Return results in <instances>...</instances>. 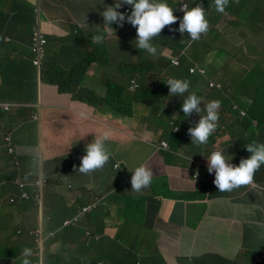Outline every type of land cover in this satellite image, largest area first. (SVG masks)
<instances>
[{
	"label": "crops",
	"instance_id": "1",
	"mask_svg": "<svg viewBox=\"0 0 264 264\" xmlns=\"http://www.w3.org/2000/svg\"><path fill=\"white\" fill-rule=\"evenodd\" d=\"M21 1L16 0L15 5H11L12 1L3 2V11L8 16L3 39L9 27L8 38L17 42L29 41L22 30L32 23L21 13ZM25 1L27 9L31 7L30 1L34 2ZM241 1L244 9L251 4L256 5L251 7L258 13L252 26L247 16L235 15L240 26L248 25L252 30L250 42L255 48L257 43L264 40V30L261 29L264 26V0ZM82 2L83 0H63L68 8H61L49 0H43L40 4L43 32L56 41L65 40L60 50L51 54L54 64L61 65L60 62L68 59V54L75 60L81 58L70 50V46L76 47L80 43L72 35L75 26L83 27V9L89 2ZM114 3L115 1L109 6ZM124 10L125 5H122L117 11L124 13ZM103 11L104 8L96 15V21L104 22L101 15ZM85 23L89 30L94 27L98 30L108 28L103 23L98 26V23L86 18ZM257 23L260 28H253ZM116 26L118 25L115 23L110 25L113 29ZM130 26L125 22L122 27H118L123 29ZM128 30L136 31L135 28ZM241 43L242 46H247L246 41ZM11 47V52L4 49L9 69L3 72L6 74L3 78L10 86L4 95L0 91V105L12 107L10 112L0 109V264H21V253L25 247L32 249L29 257L31 263L40 261L36 257L40 252L39 243L35 244L32 237L27 235L30 231L42 228L35 202H11L20 192L17 183L15 184L17 180L32 181L39 176H44L46 181L45 209L56 219L43 224L44 251L55 252L56 257L52 259L57 264H80L76 261L83 254H88L85 252L88 232L93 234L91 244L109 257V264H255L263 257L264 218L247 213L245 207L236 200V195L215 201L201 196L194 197L189 208L203 201L206 207H202L200 211L189 208L185 211L183 205L172 203L173 200L192 197L193 184L186 182L184 170L177 163L164 161L151 147L131 146L129 142L135 140L134 132L142 123L136 124L134 131L129 130L127 118L106 108L93 93L95 91L102 96L106 92L104 85H110L108 81H119L115 68L93 65L87 73V83L80 78H72L70 85L64 88L52 79L53 84L42 85L40 82L38 92H35L25 81L30 66L24 62L9 63L26 58L24 50L28 47H21L19 43H12ZM132 55L129 54L128 58ZM210 56L216 60L222 57L217 56L215 51H211L207 57ZM95 59L97 63L102 62H99V54ZM163 59L168 58L161 51L160 60ZM136 60L134 58L132 61ZM58 68L59 66H54L53 69ZM3 83L0 78V88ZM60 88L65 89L63 96L58 95ZM84 93L93 94V100L88 99L90 97L84 99ZM56 123L58 124L55 125ZM57 132L62 142L74 147L72 157L59 150ZM105 132L109 134L105 143H114V147H106L115 160L125 161L123 165L127 170L122 166L120 176L112 164L91 174L79 173L86 145L96 138H102ZM8 136L12 137L20 154V168L15 167V158L9 154L5 144ZM195 153L192 147H184L186 157L193 158ZM142 155L143 158H140ZM143 159H146L144 163ZM141 165L153 172L159 169L160 173L153 187L150 185L147 188L148 192L138 204L135 202V192L122 179L128 180L131 171ZM260 177L261 194L254 192L243 201L250 202L252 211L264 217V173ZM157 190L160 194L159 208L152 205ZM101 201L103 204L99 212L91 218L89 229H85L83 234L72 230L73 228L61 229L66 220L74 218L88 204ZM131 214H138L144 220L129 226L123 220L133 217ZM227 218H243L248 225L243 230L224 231L218 224ZM54 233L55 236H51ZM48 264H52L51 259Z\"/></svg>",
	"mask_w": 264,
	"mask_h": 264
},
{
	"label": "clouds",
	"instance_id": "2",
	"mask_svg": "<svg viewBox=\"0 0 264 264\" xmlns=\"http://www.w3.org/2000/svg\"><path fill=\"white\" fill-rule=\"evenodd\" d=\"M182 1L185 2L181 9L184 15L179 22L178 29L181 34L186 32L192 41H198L201 36L206 35L210 29L211 34L214 37L211 51H215L217 56L222 54L223 57H226L233 47L240 50L246 49L247 46H242L241 41H244V38L240 37V34L239 41H236V33H239L238 30L241 26L238 22L237 16L235 17L237 13L234 11L233 6H239L241 9L240 11H242L245 6L242 4L241 0H208L207 4L204 6L197 5L196 7L191 8H189L185 0ZM40 4L41 3L37 2L38 24L35 30L36 33L39 28H41L43 32V21L40 19ZM122 5H125L124 13L117 11ZM173 12L174 9L167 4L166 0H115L113 6H105L104 11L101 13L104 25L108 28H101L98 30L101 34H93L91 39L94 45L103 44L104 40L110 37V34H116V31L110 27L111 24L115 23L122 27L123 24L127 22L131 26L123 27L122 32L120 33L123 38L127 36L132 39L137 38L135 40L136 48L145 51L150 57H156L160 46L154 43V39L160 36L162 30L166 26H170L177 22L178 18ZM82 26L88 30V26L85 23V17ZM133 28L136 29L135 32L128 30ZM170 31L173 30L170 29ZM36 33L34 34L36 35ZM262 51H264V49ZM165 53L169 54L166 56H168L167 58L171 60L173 64L176 65V63H178V61L174 59L179 60V58L174 55L170 48H164L162 54L164 55ZM258 55L260 56L261 54L259 53ZM247 56H249V54ZM211 58L212 56L208 57V60ZM213 59L215 63H213V61L209 62V64L221 68L216 58ZM256 65H258V61H256ZM263 66H261L260 69H262ZM191 72H197L209 82L207 89L204 88L202 94L209 92L214 88L225 91L230 85L225 78L227 74H221L219 79L216 77L219 71L210 77L208 76L207 70L201 65H198L197 67H192ZM165 83L172 96H184L190 88V81L186 79L169 78ZM132 88H135V91L137 92L140 85L137 84L136 81H132L129 91ZM241 102L244 103L242 106L235 105L233 107L235 112L231 113V119H235L237 125L233 130L227 131L229 133V138L226 137V140L209 143V138L218 127L221 102L219 100H212L207 103L206 96L203 95L202 97H199L197 92H192L183 99L181 110L184 116L197 122L194 127L188 129L191 143L196 144L197 146L203 145L206 152L204 156H198L197 153H195L193 158H189L185 156L184 147L182 145H180L176 151L175 154L179 156V162L177 164L184 170L186 182L193 184V190L191 192L192 197L185 198L188 200L186 204L173 203L178 200H173V204L183 205L185 211H187L191 200L197 196L215 201L224 197L236 195V200L245 207L247 213L249 212L253 216L264 218L257 212L252 211L249 207L250 202L245 203L243 201L244 198H248L249 195L254 192L261 194L260 189L262 183L260 182V175L264 173V124H262L257 118V112L258 110H261L264 114V103L260 105L255 103V100L253 98H248L247 94L241 99ZM203 105L204 108L202 109ZM6 108H9V110H6ZM11 108V106L0 105V109L5 112H10ZM202 111L205 114H203ZM200 113L202 115H200ZM198 115L200 117L199 121ZM246 118L249 119V128L247 130L243 126V122ZM188 124L189 123H187V125ZM239 125L241 129H244L243 132H245L241 140H238L240 134L238 129ZM175 130L176 133H180L178 128H175L174 131ZM155 134L157 133L155 132ZM248 135L251 136L252 142L246 141ZM108 138L109 134L108 132H105L103 133L102 138H96L93 142L86 145V154L81 158V163L78 169L79 173L85 175L91 174L97 170H102L104 167L112 166V164L115 166V171L121 173L122 165L112 162L114 156L111 155V152L106 147L105 142ZM57 141H60L58 132ZM222 142H224V145H222ZM5 144L8 147L9 154L15 158V167L20 168V154L14 146L11 136L5 138ZM236 145L237 147L245 145V148L243 149L242 154L233 156V148H235ZM143 146L153 148L158 154H160L161 150L168 152L171 149L169 144L160 142V137L158 143H153L151 139L147 145ZM213 146H217V149L211 150V147ZM185 147L192 146L187 145ZM58 148L63 153L71 149L74 151L72 145L71 148H69L68 145H63L62 147L58 146ZM131 172L128 180H122H125L127 182L126 184L131 186V191L135 192V197L139 196L142 198L148 192L147 188L150 187V185L152 187L154 185L152 183L153 172L151 169L146 168L143 165L136 167ZM16 183L17 189H20V192L11 199V202L12 204L35 202L42 228L38 231H30L27 235L32 237L35 244L37 242L39 243L40 252L36 257L39 258L40 261L42 260L43 264H46V261H44L43 224L47 221L48 210L45 209V178L44 176H39L32 181L27 179L17 180L15 184ZM102 204L103 201L84 207L74 218L65 221L63 229L66 230L78 227L82 220L87 216L97 214ZM201 204L203 207H206V204L203 203V201ZM133 217H136L138 222L144 220V218H141L138 214H134ZM218 225L224 231L233 229L243 230L247 227L248 222L243 218H227L221 221ZM92 235L91 232L87 233V247H93L91 244L93 240ZM51 236H55V233L51 234ZM31 255L32 249L25 247L21 253V264H31L29 259ZM93 257L94 252L91 254H83L76 262H79L80 264H91L94 260L95 263L97 259H94ZM255 264H264V255L262 258L258 259Z\"/></svg>",
	"mask_w": 264,
	"mask_h": 264
},
{
	"label": "trees",
	"instance_id": "3",
	"mask_svg": "<svg viewBox=\"0 0 264 264\" xmlns=\"http://www.w3.org/2000/svg\"><path fill=\"white\" fill-rule=\"evenodd\" d=\"M4 1L7 0H0V78H2V80L4 81V83L0 88L1 93L4 95L7 87L10 86V84L6 82V79L3 78L6 75L3 72L6 69H9L7 66L8 63H6L7 57L4 49L7 48V52H11L13 50V48L11 47L12 43H19L21 47H28L27 49L24 50V52L27 53L26 58L22 59L21 61H13L9 63L24 62L30 66L28 68V76L25 81L26 83H28V86L31 89H33L35 92H38V87L40 85V82L42 85L53 84L52 79H55L57 85L59 86L60 83L58 82L57 79L65 78L69 76L71 70H73L78 76L82 77L80 78L81 81L87 83L88 81L87 73L93 65H100L106 68H115L116 71L118 72L117 78H119V81L117 83L108 81L111 90L108 91L105 99L106 101H104L105 107L113 109L121 117H125L128 119L138 118L137 120L143 122L144 124L148 125L151 128H154L157 135L160 137V142L161 143L165 142L169 144L171 148L168 152H165L163 150L160 151V156L163 158L164 161L170 163H176L173 154L176 153L180 145H182L183 147L190 145L196 151L198 156L205 155L206 149L204 148V146L203 145L197 146L196 144L191 143V137L188 134V130L185 129L186 126L190 128V127H194L195 124H197V122H195L193 119H188V117H185L181 110L183 99H185L190 93L197 92V95L199 97H202L203 95L206 96L207 103L212 100H219L221 102V113L219 114L220 119L218 122V127L208 141L209 143H216L217 141L226 140V137L229 138V133L227 131H231L236 127L237 121L235 119H231L232 118L231 113L235 112V110H233V107L235 105L242 106L244 104L243 102H241V99L247 94L246 91L249 88L256 89L257 91L264 89V74L262 72L257 73L256 61H252L248 64H245L241 61L242 63L241 68L243 69V74L239 75L236 74V72L231 73L230 75H233L232 82L225 91H221L220 89L214 88L209 92H205L204 94H202L204 88L207 89L209 82L203 76H200L197 72L194 73L191 72V68L193 66V63H195L193 62L194 59L196 61L203 62L201 65L205 63L207 57L206 60L205 58L203 59L202 57L211 52V47L213 45L214 37L211 34V30L209 29L206 35L201 36L200 40L192 41L186 32L181 34L178 31L179 22L184 15L181 9L185 4V2H183L182 0H166L167 4L174 9L173 14L178 19L176 23L170 26H166L162 30L160 36L154 39V43L160 46L156 57H150L145 51L137 49L135 42L137 38L135 39L129 38V40L126 41V38L129 36L124 37L125 41H123L122 43L123 46L120 47L115 54H113L111 50V57H108V51L110 49L106 45H100V46L94 45L91 39V36L93 34H101L98 31V28L94 27L91 30L89 29L86 30L81 26L80 27L78 26L75 27L74 35H72V37H77L80 41V43L77 44L76 49L78 50L77 54L80 55L81 58L75 60L73 56L68 54V60L71 62L72 65L71 68L52 63L51 54L53 53V51L56 52L57 50L52 49L53 51L50 52V56H49L48 46L53 44L56 40L52 39L46 33L43 32L44 37L48 41V44L46 46L45 58L43 59L41 69L34 66V61L36 58L33 52L35 46L34 33H36L35 30L38 24V18H37L38 15L36 8L37 0H34V2L30 1L31 7L28 9L25 7L26 4L25 0H22L20 3L23 9V12L21 13H24V15L32 23L27 26H24L22 30V34L29 39L28 42L26 41L17 42L11 38H8L10 33L9 27L6 30L5 37L3 39V30L8 24L6 23L8 16L3 11ZM50 1L55 2V5H59L61 8H68V4L65 5L63 3V0H50ZM185 1L187 2L189 8H191V7H196L197 5L204 6L205 4H207L208 0H185ZM15 3L16 0H13L11 2V5H15ZM106 3L107 0L102 5L100 12L103 10L104 5ZM253 28H260V25L257 23ZM170 29H172L173 31H170ZM261 29L264 30V26L261 27ZM114 30L116 31V33L119 34L122 32V29H120L118 26H116ZM209 39L211 41V44L208 43L210 49H206L204 48V40L208 41ZM92 46L94 47L91 50H86V48ZM167 47H169L173 51L174 55L179 58L180 64L178 66L173 64L171 60H169L168 62L165 59L160 60V52ZM261 51H259L258 54ZM142 52L144 53L142 54ZM98 54H99V62L102 61L101 63L96 62L95 58ZM129 54H133L132 55L133 60L134 58H136L137 60L136 62H133V65L126 66L128 65L127 60ZM121 55H126L127 59L125 62H123L120 65L121 57H122ZM79 61L80 63L78 65ZM208 61L213 62L214 59L211 58ZM137 62H141L145 65L138 66ZM213 63H215V61ZM54 66H59V68L54 70L53 69ZM171 70H175V71L169 73L171 72ZM220 70L221 69L217 67V71ZM253 71H255V74H253ZM156 72L165 74V76L163 78H159V77L157 78L156 76H154ZM180 72L183 73L184 75L183 79L190 81L189 91L184 94V98L182 96H172V94L169 93V88L165 83L169 78L178 79V74ZM247 72H249V75L244 76ZM149 74L153 75V79L149 78ZM201 79L203 80L202 82ZM132 81H136L137 84L140 85V88L134 94V97L133 96L129 97V94H127L126 91H128V87L130 89ZM142 82L148 83V86ZM125 83L128 84V86L126 87V91L124 89ZM90 93L87 94L89 95ZM64 94H65V89L60 88L58 91V95L63 96ZM92 95L93 94H91V96ZM255 103H257L256 100ZM203 108L204 105L202 109ZM139 113L141 115H139ZM203 114L205 113L203 112ZM226 120L231 122V126L230 125L228 127L224 126ZM187 123L189 124L187 125ZM57 124L58 123H56L55 125ZM151 124H153L154 126H150ZM243 126L245 127L246 130L249 128L248 118H246L245 121L243 122ZM175 128H178L180 133H176V130L174 131ZM238 129L240 131L238 140H241L245 132H243L244 129L240 128V125L238 126ZM246 141L252 142L250 135L247 136ZM222 145H224V142H222ZM244 148L245 145L242 147H237L236 145L235 148H233V156L242 154ZM112 162L121 164L124 167V169L127 170V167L123 165L125 163L124 160L120 159L119 161H117L114 158ZM119 174L120 176L122 175V173ZM154 195L155 197L153 198L154 200L152 199L153 200L152 205L156 208H159L161 207V204L158 201L159 199L158 196L160 195L158 193V190L155 192ZM140 200L141 197L136 196L135 202L140 204L139 203ZM53 216H54L53 214H48V218L46 222L56 221V219ZM131 216L133 215L131 214ZM129 218L130 217H128L127 219ZM64 223L61 229H63ZM85 252L88 254L94 252L93 258L97 259V261L94 263L93 260L91 264H109V257L106 256L103 251L96 249L95 245H93V247H86ZM54 257H56L55 252L46 251L44 256V261H46V264H48V260L51 259L52 264H57L56 260L52 259ZM63 262L64 261L61 260V263ZM157 263L158 262H156L155 264ZM31 264L34 263L32 262Z\"/></svg>",
	"mask_w": 264,
	"mask_h": 264
},
{
	"label": "rangeland",
	"instance_id": "4",
	"mask_svg": "<svg viewBox=\"0 0 264 264\" xmlns=\"http://www.w3.org/2000/svg\"><path fill=\"white\" fill-rule=\"evenodd\" d=\"M43 0H37V2L41 3ZM50 1V0H49ZM115 0H107V3L104 5V8L105 6H109L112 2H114ZM89 4L87 6H85V8L83 9V12H84V15H83V18L85 17L88 21L90 22H96L98 23V26H101V23H103L104 25V22L102 20H98L96 21V15H98V13L100 12V9L102 8V5L106 2V0H102V3H101V0H83L82 3H88ZM241 5V3H240ZM254 4H251L250 7L247 6V9H244L243 12H241L240 10V7L239 6H233V9L234 11H236V13L240 16H247L251 22H250V25L252 26L254 24V21L257 19V16H258V13L256 11V9H254L253 11V8H251ZM256 6V5H254ZM253 11V12H252ZM41 19V18H40ZM261 23L263 21H260ZM76 27V26H75ZM84 28V27H82ZM85 29V28H84ZM239 33H236V41H239V34H240V37L246 39L244 41L247 42V47L246 49H238V48H232L230 51H229V54L228 56L226 57H223L222 54L218 55V56H222V57H219V59H217V62L219 64V66L221 67L219 73L216 75V77L219 79L221 77V74L223 75H226L225 78L227 79V81L229 83L232 82V76L233 75H230L231 73H234L236 72V74H239V75H242L243 74V69L241 68L242 66V63H245V64H248L252 61H258V65L256 67V71L257 73H263L264 74V51L260 52V56L258 55V52L263 50L264 47H260L261 45L264 46V40L257 43L255 45V48L252 46V43L250 42V40L252 39L253 36H251V32L252 30L250 29V27H248V25H243L239 28L238 30ZM116 37V38H115ZM130 37H127L126 38V41L129 40ZM122 40V41H121ZM65 41V40H64ZM64 41H55L53 44L49 45L48 46V52H49V56H50V52L53 51V50H60V48L62 47V45L65 43ZM125 41V38H123V36L119 33H116L115 35H112L110 34V37L109 38H106L104 40V43L103 44H96V46H100V45H106L110 50L108 51V57H111V50H112V53L115 54L117 52V50L122 47V42ZM211 44V41L210 39L208 41L204 40V48L206 49H210L209 47V44ZM94 46L92 47H88L86 48V50H91ZM53 49V50H52ZM70 50L75 52L76 56H78L77 52L78 50L76 49V47L74 46H70ZM54 53V51H53ZM249 54V56H247ZM166 55H169L168 53H165L164 54V57H168ZM121 63L120 65L126 61L127 57L126 55H121ZM208 56V54H206L205 56H203L202 58L206 59V57ZM242 57V58H241ZM133 57L131 56V58H128L127 60V64L126 66H129V65H133ZM181 60V59H180ZM167 62L169 61V59L166 60ZM144 62V61H142ZM182 62V61H181ZM194 62L193 63V66L192 67H197L198 65H201L203 62H199V61H196L194 59ZM62 66H65V67H69L71 68L72 65H71V62L67 59L65 61H62L60 62ZM79 65V63H78ZM138 66H141V65H145L141 62H138L137 63ZM202 67H204L206 70H207V73H208V76L212 77L215 72L217 71V67L216 65H210L209 64V61H208V57H207V60L205 61V63L203 65H201ZM247 66V65H246ZM263 66L262 69H260V67ZM227 70V72H226ZM175 70H171V72L169 73H172L174 72ZM253 74H255V71H253ZM246 75H249V72H247L244 76ZM156 76L157 78H163L164 76L157 73L154 75ZM82 78L81 76H78L73 70L70 71V75L65 77V78H60V79H57L58 82L60 83V85H62L64 88H67L70 84L69 82H71V78ZM184 75L183 73H179L178 74V79H183ZM149 78H152L153 79V75L152 74H149ZM203 80L201 79V82ZM83 82V81H82ZM142 83H145L147 86H148V83L146 82H142ZM71 85H73L71 83ZM128 86V84H124V89L126 91V87ZM104 87L106 88V92L104 94H102V96L99 94V93H96L95 91L93 92L94 95L96 96L97 100H100L101 103H104V101H106V96H107V93L108 91H110V86L105 84ZM77 88V87H76ZM137 88V87H136ZM72 90H75V87H72ZM247 94H248V98H253L254 100L257 101V103L260 105L262 103H264V98H263V95H264V89L263 90H259L257 91L256 89H253V88H249L247 91ZM127 94H129V97L133 96L134 97V94L136 93L135 91V88H132L130 91H129V87H128V91H126ZM84 99L87 98V97H90L88 99L90 100H93L91 99L93 96L91 95H88L86 93L83 94L82 96ZM184 98V96H182ZM112 98V96H111ZM82 99V98H81ZM95 101V100H94ZM260 101H263V102H260ZM96 102V101H95ZM105 104V103H104ZM221 113V108L219 110V114ZM200 115H202L200 113ZM257 118L259 119V121L264 124V114L261 110H258L257 112ZM200 117L198 115V121H199ZM138 123H142L141 126L139 128H136V124ZM126 125H128L130 127L129 130L131 131H134L135 130V140L132 142L130 141L129 144L131 146H143V145H147L148 142L152 139L153 143H158L159 142V136L157 134H155V129L154 128H151L149 127L148 125L144 124L143 122L139 121V120H136V121H133L132 119H127L126 121ZM231 126V122L226 120L225 121V124L224 126ZM150 126H154L153 124H151ZM185 129H189L188 126L185 127ZM155 131V132H154ZM63 145H67L66 143L62 142L60 140V143H59V147H62ZM106 146L108 148L110 147H114V143H106ZM69 148H71V145H68ZM212 149H217V146H213L211 147V150ZM64 154H68L70 155L71 157L73 156L74 154V151L73 149L65 152ZM68 156V157H70ZM144 155H142L140 158H143ZM174 156V159H175V162L178 163L179 162V156L176 154H173ZM64 160V159H63ZM146 161V159H143V163ZM148 168V167H146ZM150 169V168H149ZM153 172V171H152ZM158 173H160V170L158 169L156 172H153V180H152V183L154 184L155 181H156V178H157V175ZM188 200L184 199V200H178L176 202H173V203H177V204H186ZM202 207L203 205L200 203L198 204L197 206L193 207V208H189V209H193V210H196V211H200L202 210ZM48 214V212H47ZM95 215H89L87 216L85 219L82 220V222L80 223V225L76 228H73L72 230H78V232L80 233H84V230L85 229H89V222L91 220V218H93ZM137 218L136 217H130L129 219L127 220H124L123 222L128 224L129 226H134V224L137 222ZM128 249V248H127ZM215 261V260H214Z\"/></svg>",
	"mask_w": 264,
	"mask_h": 264
},
{
	"label": "built area",
	"instance_id": "5",
	"mask_svg": "<svg viewBox=\"0 0 264 264\" xmlns=\"http://www.w3.org/2000/svg\"><path fill=\"white\" fill-rule=\"evenodd\" d=\"M47 44H48V41L44 37V34H43L41 28H39L38 32L35 35V46H34V54H35V58H36L34 61V65L36 67H38L39 69H41L43 59L45 58ZM174 60L178 61V63H176V65L180 64L178 59H174ZM6 110H9V108H6ZM37 264H43V261L41 260Z\"/></svg>",
	"mask_w": 264,
	"mask_h": 264
}]
</instances>
